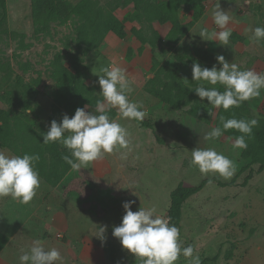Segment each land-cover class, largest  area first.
<instances>
[{
    "label": "rangeland",
    "instance_id": "rangeland-1",
    "mask_svg": "<svg viewBox=\"0 0 264 264\" xmlns=\"http://www.w3.org/2000/svg\"><path fill=\"white\" fill-rule=\"evenodd\" d=\"M94 1L96 7L112 12L124 23L126 36L118 38L108 33L98 48L90 51L85 50L86 44L76 38L79 21H75V25L70 21L65 25L52 23L49 31L36 32L30 18V0H6L7 18L0 32V90L4 92L0 96V107L18 106L17 96L32 88L25 95L31 104L27 112L38 122L37 130L45 133L53 119L59 122L66 114L63 110V113L55 114L53 110L54 101L48 85H53L54 72L59 68L79 69L83 80L103 100L98 84L99 76L103 75L100 69L115 62L126 68L134 81L129 99L143 105L146 115L142 122L145 125L120 118L116 109L112 119L128 130L129 148L105 154L102 160L80 171L70 168L63 176L79 179L73 185L78 196H73L82 199L80 202L91 198V194L85 197L87 189H91L85 179H94L93 206L88 210L78 208L82 215L70 220V234L60 232L61 236L64 235L63 241L56 239L57 232L51 224L44 230L42 219H31L28 225L18 230L14 242L0 250V260L5 264H20L19 256L41 236L45 238V249L54 247L61 252V264H72L73 260H76L73 264H84L85 260L100 264H141L112 235L113 227L119 226L125 214L123 203L133 201L132 211L139 207H155L157 215L166 216L170 193L179 183L193 186L203 179L217 178L226 185L217 180L209 181L184 203L179 227L183 246L191 245L201 260H214L202 264H264V169L259 171L258 165L251 163L246 149H234L233 139L225 134L215 141L204 139L206 133L216 126L220 108H212L207 98L202 100L191 89L197 83L192 81L193 63L208 68L215 64L219 68L218 55L238 64L242 70L251 68L264 72V43H253L249 39L252 33L248 31L250 27L264 26V0H219L222 10L231 13L234 9V22H230L229 28L245 38L235 43L229 39V46L200 37L198 32L202 27H206L209 33L219 29L214 20L206 22L205 15L197 21L191 19L192 6L184 9L189 24L186 33L172 44L165 38L168 24L159 23L157 19L149 23L142 14L139 20L128 18L134 12L132 3ZM210 1L205 0V10L210 9ZM230 1H234V5H230ZM216 2L212 4V11ZM210 15L213 17V13ZM208 53L212 56L206 55ZM154 64L175 71L173 79L162 77V80L175 86L171 100L177 106H167L162 94L146 90L151 88L149 82L155 79ZM177 83L182 84L183 92L177 91ZM216 87L219 91L224 90L223 86ZM154 88L162 90V85L156 83ZM244 104L250 118H264V90L260 97ZM85 110L95 112L92 107ZM208 147L235 162L237 167L231 179L225 180L218 174L202 175L191 164V151ZM122 153H126V158H122ZM46 158H49L48 154ZM46 216L50 221L51 215ZM99 226H106L103 242L93 235ZM176 264L188 262L181 255Z\"/></svg>",
    "mask_w": 264,
    "mask_h": 264
},
{
    "label": "clouds",
    "instance_id": "clouds-1",
    "mask_svg": "<svg viewBox=\"0 0 264 264\" xmlns=\"http://www.w3.org/2000/svg\"><path fill=\"white\" fill-rule=\"evenodd\" d=\"M232 19L228 11L220 8L217 0L213 20L219 31L209 33L206 27H202L198 34L204 40H215L221 46H229ZM248 31L252 33L249 39L253 43H264V26L250 27ZM216 60L219 68L215 64L211 68L202 67L197 62L192 65V81L197 83L191 89L202 100L207 98L212 108L228 111L261 96L264 72L251 68L242 70L222 55H218ZM100 71L103 75L99 76L98 84L103 100L97 101L95 112L77 108L71 118L64 114L59 122L53 119L48 131L42 135L44 144L59 142L69 151L70 155H63L62 159L72 171L88 168L102 160L105 154L129 148L130 134L117 120L110 118L108 113L111 109H117L120 118L137 122H142L146 115L142 104L129 99L134 81L126 68L112 62ZM217 85L223 86L224 90L219 91ZM208 111L211 114V109ZM219 122L206 133L204 139L215 141L228 130H236L240 135L234 138L232 147L238 150L247 149L253 129L259 127L258 118L237 119L220 115ZM122 158H126V153H122ZM39 159V154L8 155L0 151V198L10 197L22 204L30 203L41 183L35 168ZM191 164L202 175L218 174L225 180L231 179L237 167L232 159L212 147L194 148ZM132 203H123L125 214L119 226L112 229L113 237L119 240L123 249L138 258L141 264H176L181 255L188 264H202L201 257L191 245L183 246L180 229L170 222L171 217L157 215L155 207H139L137 211H132ZM105 232L106 226H99L93 235L103 242ZM62 260L57 248L45 249L38 239L33 240L32 246L19 256L20 264H61Z\"/></svg>",
    "mask_w": 264,
    "mask_h": 264
},
{
    "label": "trees",
    "instance_id": "trees-1",
    "mask_svg": "<svg viewBox=\"0 0 264 264\" xmlns=\"http://www.w3.org/2000/svg\"><path fill=\"white\" fill-rule=\"evenodd\" d=\"M124 5L132 3L134 12L129 14L130 20L140 18L141 14L153 22L169 25V30L165 36L166 40L172 44H176L187 31L188 23L186 12L184 9L192 6L193 13L191 19L197 20L204 12L205 0H124ZM94 0H30V18L31 23L36 32L49 31L52 23L65 25L70 23L76 25L77 40L86 44L85 50L92 51L98 48V45L108 33H112L118 38L126 36L125 25L112 12L99 9ZM95 7V8H94ZM135 13V14H134ZM7 18L6 0H0V32ZM159 22V23H160ZM244 37L237 32L232 31L230 41L232 43L244 41ZM209 57V53L206 54ZM205 55V56H206ZM207 57V56H206ZM58 67V66H57ZM155 71V79L150 81L151 88L147 87L148 92H154L156 95L162 94L167 102V106L175 107L171 100L172 90L175 86L163 81L164 78L173 79L176 75L175 71L167 66L157 67L153 65ZM169 73L168 76H164ZM53 85L49 86V93L54 101L53 110L55 114L64 113L72 116L77 108H96L97 101L102 98L83 80L81 71L77 68L70 70L68 68H59L53 74ZM162 85V90L153 86ZM177 91L182 89V84L177 83ZM25 87H29L26 85ZM24 95L17 96L18 106L10 105L8 108L0 107V149L11 150L15 155L39 154V161L36 162L35 168L38 170L39 176L47 183L56 185L60 179L70 170V166L62 159L63 155H70L69 151L59 142L43 143V134L39 128V124L35 117L30 116L27 109H31L30 101ZM180 92V91H179ZM29 93V92H28ZM4 92L0 90V96ZM9 98V97H8ZM86 106V107H85ZM177 106V105H176ZM248 108L244 102L238 108H232L225 111L220 108L216 115L215 124L219 125V116L225 118L251 119L247 112ZM110 118L116 115V109L109 111ZM259 119V127L253 129L252 138L248 140L247 152L251 158V163L258 165V170L264 169V118ZM142 124L144 122H141ZM145 125V123H144ZM46 133V132H45ZM226 136L234 140L240 133L236 130H228L224 133ZM48 154L49 158H46ZM249 177V175H248ZM217 178L203 179L199 184L186 186L179 183L170 193V203L166 213L167 217H171V223L178 228L182 220V208L188 198L198 193L204 185ZM221 185H226L218 181ZM6 244V237L0 233V250ZM202 263L214 260H201Z\"/></svg>",
    "mask_w": 264,
    "mask_h": 264
},
{
    "label": "crops",
    "instance_id": "crops-1",
    "mask_svg": "<svg viewBox=\"0 0 264 264\" xmlns=\"http://www.w3.org/2000/svg\"><path fill=\"white\" fill-rule=\"evenodd\" d=\"M211 1L212 3L210 4V9L207 10L204 9L203 14L197 20H200L201 17L205 15L206 18L205 21L209 22V19H211V23H212L213 17L212 15H210V13H213L211 7L215 0H211ZM232 4L234 5V1H230V5ZM228 7L229 6H226L225 8ZM229 14L232 15L233 17L232 22H234V9H232L231 13ZM0 151H4L8 155H15L6 149H0ZM67 178L69 177L68 176L63 177L56 185H52L50 183H47L43 178L40 177L41 183L39 189L37 190V194L28 204L19 203L18 201L13 200L10 197L0 198V233H2L6 237V244L4 245L5 247L8 245L10 246V244L14 242L15 235L16 233H18V230L19 229L22 230V227H25L26 224L28 225L30 220L33 218L43 220L44 230H46V228L51 224L54 228L55 233L62 232L63 234L65 233L66 235L70 234V229H71V227L69 226L70 220H72L74 216L80 217V215H82V211L80 212L78 208L81 209L85 208L86 210H88L94 204L95 199L93 197V193L95 189L94 187L95 181L94 179H92L91 181H89V178L85 179L86 185L89 184L91 186L90 191L89 189H87V192H85L86 193L85 197L87 198L89 194H91L92 196L90 195L91 197L90 199L84 198L85 202L82 201L80 202V200L82 199L75 198L73 196V195L76 196V194L78 196V193L77 191L74 190L73 185L79 179L76 180V178H72V179H67ZM47 214L51 215V218L49 219L50 221L47 220V216H46ZM60 221L62 222L61 225H60ZM88 230L89 229H87V231ZM90 230L93 231L92 228H90ZM87 231L83 233H87ZM84 237H86V235H84L83 238ZM37 239L40 240L43 243V245L46 243L44 237L41 238L40 236ZM61 241H63V239ZM94 262L95 261L93 260H85L84 264H100ZM0 264H5V262H3V260H0Z\"/></svg>",
    "mask_w": 264,
    "mask_h": 264
},
{
    "label": "built area",
    "instance_id": "built-area-1",
    "mask_svg": "<svg viewBox=\"0 0 264 264\" xmlns=\"http://www.w3.org/2000/svg\"><path fill=\"white\" fill-rule=\"evenodd\" d=\"M56 239H57L58 241H61V240L63 239V236H61L60 233H57V234H56Z\"/></svg>",
    "mask_w": 264,
    "mask_h": 264
}]
</instances>
